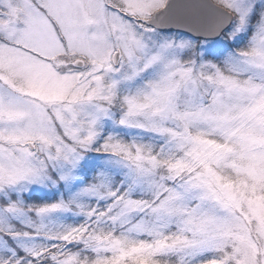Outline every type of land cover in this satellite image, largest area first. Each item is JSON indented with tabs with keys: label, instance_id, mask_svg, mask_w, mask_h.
<instances>
[{
	"label": "snow or ice",
	"instance_id": "1",
	"mask_svg": "<svg viewBox=\"0 0 264 264\" xmlns=\"http://www.w3.org/2000/svg\"><path fill=\"white\" fill-rule=\"evenodd\" d=\"M0 264H264V0H0Z\"/></svg>",
	"mask_w": 264,
	"mask_h": 264
}]
</instances>
